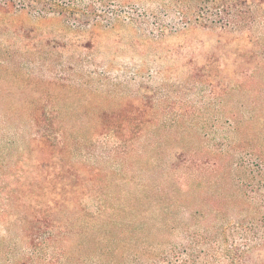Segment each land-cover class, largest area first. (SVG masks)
<instances>
[{
	"label": "rangeland",
	"instance_id": "1",
	"mask_svg": "<svg viewBox=\"0 0 264 264\" xmlns=\"http://www.w3.org/2000/svg\"><path fill=\"white\" fill-rule=\"evenodd\" d=\"M78 4L95 16H0V264H21L24 242L8 200L19 206L15 196L37 176L36 121L64 133L59 165L96 176L90 209L102 197V218L123 226L132 183L157 179L181 144L195 148L224 133L243 140L247 164L264 167L254 151L264 152V29L241 41L173 25L160 0ZM139 114L151 134L133 148L144 151L140 160L131 151V117ZM120 241L109 247L128 258Z\"/></svg>",
	"mask_w": 264,
	"mask_h": 264
},
{
	"label": "trees",
	"instance_id": "2",
	"mask_svg": "<svg viewBox=\"0 0 264 264\" xmlns=\"http://www.w3.org/2000/svg\"><path fill=\"white\" fill-rule=\"evenodd\" d=\"M160 1L170 23L183 30L242 41L264 29V0ZM78 3L0 0V16L23 11L74 21L95 16L91 5L82 11ZM40 121L34 140L41 152L37 176L21 184L19 206L8 200L24 242L21 264H264V167L242 159L243 140L211 132L208 144L176 147L157 179L132 183L131 222L123 226L102 218V197L96 195L100 202L96 211L90 209L96 176L59 165L55 149L61 147L62 154L64 133L47 128L46 121L39 126ZM131 123V151L140 160L144 151L133 148L151 136L145 130L148 116L135 115ZM256 123L246 120L251 129ZM175 133L168 136L185 135ZM254 151L264 159L263 151ZM118 240L131 248L128 258L109 247Z\"/></svg>",
	"mask_w": 264,
	"mask_h": 264
}]
</instances>
